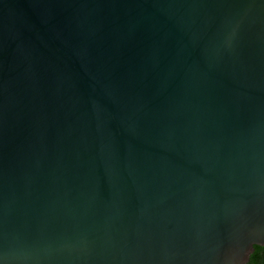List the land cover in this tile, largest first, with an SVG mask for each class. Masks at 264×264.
Listing matches in <instances>:
<instances>
[{
    "label": "water",
    "instance_id": "1",
    "mask_svg": "<svg viewBox=\"0 0 264 264\" xmlns=\"http://www.w3.org/2000/svg\"><path fill=\"white\" fill-rule=\"evenodd\" d=\"M255 246L264 0H0V264Z\"/></svg>",
    "mask_w": 264,
    "mask_h": 264
},
{
    "label": "trees",
    "instance_id": "2",
    "mask_svg": "<svg viewBox=\"0 0 264 264\" xmlns=\"http://www.w3.org/2000/svg\"><path fill=\"white\" fill-rule=\"evenodd\" d=\"M248 264H264V247L255 246Z\"/></svg>",
    "mask_w": 264,
    "mask_h": 264
}]
</instances>
